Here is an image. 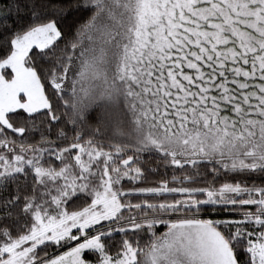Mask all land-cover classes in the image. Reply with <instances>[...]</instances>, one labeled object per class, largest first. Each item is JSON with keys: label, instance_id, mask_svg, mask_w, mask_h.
I'll list each match as a JSON object with an SVG mask.
<instances>
[{"label": "snow or ice", "instance_id": "snow-or-ice-1", "mask_svg": "<svg viewBox=\"0 0 264 264\" xmlns=\"http://www.w3.org/2000/svg\"><path fill=\"white\" fill-rule=\"evenodd\" d=\"M0 264H264V0H0Z\"/></svg>", "mask_w": 264, "mask_h": 264}]
</instances>
